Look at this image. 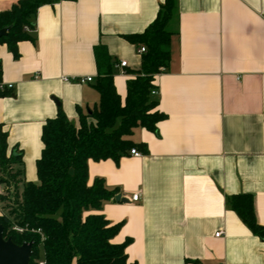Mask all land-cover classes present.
<instances>
[{
    "label": "crops",
    "instance_id": "obj_1",
    "mask_svg": "<svg viewBox=\"0 0 264 264\" xmlns=\"http://www.w3.org/2000/svg\"><path fill=\"white\" fill-rule=\"evenodd\" d=\"M18 1L0 0V13ZM164 2L55 0L38 10L17 57L0 45L2 83L14 87L0 96V131L9 154H22L25 182L38 183L46 123L62 110L79 125L99 103L106 60L125 101L142 64L128 37L144 33ZM175 31L169 67L153 82L166 119L157 133L132 136L148 153L89 162V185L102 179L125 201L115 196L100 214L122 226L112 243L131 240V264H264V243L228 205L252 195L264 227V0H178ZM86 77L94 82L63 81Z\"/></svg>",
    "mask_w": 264,
    "mask_h": 264
},
{
    "label": "trees",
    "instance_id": "obj_2",
    "mask_svg": "<svg viewBox=\"0 0 264 264\" xmlns=\"http://www.w3.org/2000/svg\"><path fill=\"white\" fill-rule=\"evenodd\" d=\"M54 1L19 0L11 10L0 13V30L11 27L0 45H7L17 57L18 44L31 39L26 28L35 29L38 10ZM177 22L178 0H165L155 22L144 33L128 37L147 52L136 78L128 81L124 102L114 83V65L106 60V69L94 83L99 103L80 113L79 125L70 122L62 110L46 123L37 184L24 181L22 154H9L7 134L0 131V186L7 187L0 198L4 205L0 226L5 239L18 246L33 244L31 264H131L126 253L131 240L112 243L122 226L111 225L100 214L116 191L109 190L102 179L89 185V162L111 159L119 163L133 149L148 153L132 136L138 128L157 133L158 124L166 119L152 96L153 82L169 67ZM2 74L0 62V84ZM228 205L264 243V227L257 222L253 196L230 197Z\"/></svg>",
    "mask_w": 264,
    "mask_h": 264
},
{
    "label": "water",
    "instance_id": "obj_3",
    "mask_svg": "<svg viewBox=\"0 0 264 264\" xmlns=\"http://www.w3.org/2000/svg\"><path fill=\"white\" fill-rule=\"evenodd\" d=\"M11 27L0 30V39L6 37ZM117 202H125L121 195H117ZM33 244L16 245L12 239L4 238V228L0 226V264H31Z\"/></svg>",
    "mask_w": 264,
    "mask_h": 264
},
{
    "label": "built area",
    "instance_id": "obj_4",
    "mask_svg": "<svg viewBox=\"0 0 264 264\" xmlns=\"http://www.w3.org/2000/svg\"><path fill=\"white\" fill-rule=\"evenodd\" d=\"M26 32L30 33V32H32V29H30V28H26ZM146 52H147V48H146L145 46H140V47L138 48V53H139L140 55H143V54H145ZM117 67H118L119 69L123 70V69H125V68L128 67V63H127L126 61H121V62L117 65ZM63 81L68 82V83H70V82H77V83H80V84H88V83H92V82H94V78H92V77L77 78V79H76V78H75V79H73V78H71V79H69V78H64ZM13 89H14L13 85H5V84H3V83L0 84V92L12 91ZM157 95H158L157 90H156V89L153 90V91H152V96H153V97H156ZM130 154H131L132 156H135V157H141V154H140L136 149L131 150V153H130ZM4 194H5V188H4V186H0V198H1ZM139 199H140V196H139V195H135V196L133 197V201H135V202L139 201ZM17 231L22 232V230H17ZM221 234H222V233H219V234H217L216 236L219 237V236H221ZM41 264H43V263H41Z\"/></svg>",
    "mask_w": 264,
    "mask_h": 264
},
{
    "label": "rangeland",
    "instance_id": "obj_5",
    "mask_svg": "<svg viewBox=\"0 0 264 264\" xmlns=\"http://www.w3.org/2000/svg\"><path fill=\"white\" fill-rule=\"evenodd\" d=\"M4 188H5V190L7 189V187H5L4 186ZM2 207H4V205H2ZM43 259V251H41V260Z\"/></svg>",
    "mask_w": 264,
    "mask_h": 264
}]
</instances>
